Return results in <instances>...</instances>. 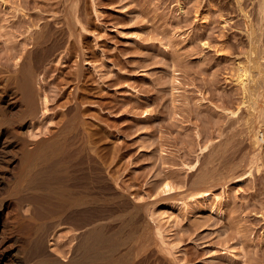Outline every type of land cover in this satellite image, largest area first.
Wrapping results in <instances>:
<instances>
[{
	"label": "rangeland",
	"instance_id": "obj_1",
	"mask_svg": "<svg viewBox=\"0 0 264 264\" xmlns=\"http://www.w3.org/2000/svg\"><path fill=\"white\" fill-rule=\"evenodd\" d=\"M240 1L243 11L236 0H0V90L8 95L34 32L49 22L39 112L15 129L76 145V129L89 130L90 196L109 208L101 216L108 233L129 235L108 264H264V88L249 97L240 83L254 56L249 0ZM232 133L234 142L224 141ZM213 151L223 153L218 172L248 174L193 201L198 168ZM14 154L0 165V203L22 194ZM10 209L0 252L20 260L25 237ZM77 241L70 224L50 234L57 264H72Z\"/></svg>",
	"mask_w": 264,
	"mask_h": 264
},
{
	"label": "bare ground",
	"instance_id": "obj_2",
	"mask_svg": "<svg viewBox=\"0 0 264 264\" xmlns=\"http://www.w3.org/2000/svg\"><path fill=\"white\" fill-rule=\"evenodd\" d=\"M236 2L240 11H243L241 1ZM249 5L250 9L245 17L250 53L254 56L251 58L248 72L241 73L239 79L242 89L250 97L255 95L258 89L264 88V0H249ZM48 24V21L43 22L34 32L35 51L28 53L20 73L15 77L11 94L8 95L4 89L0 90V165L16 159L14 152L18 151L20 169L16 173L14 190L22 193L14 202L0 203V232L5 227L2 220L7 218L5 211L12 208L14 211L11 213V225L14 223L15 230L25 237L20 246V260L23 258L24 261L19 260L18 254L3 255L6 248L3 247L0 263L9 261L10 264H57L55 260L58 257L48 246L49 236L60 224H70L77 231L78 237L71 258L72 264H108L129 235L121 237L116 233H108L106 226L101 223V216L106 214L109 208L95 206V201L90 196L91 184L94 177H97L92 176V168H97V165L94 166V160V164L91 160L89 130L83 124L80 129H76L74 137L80 142L76 145L69 144L66 138L50 139L45 134L39 139L30 140L18 135L15 129L17 120L33 119L39 112L42 98L38 77L43 63L53 49L42 48ZM245 102L246 100L243 104ZM78 107L79 103L76 102L74 108ZM227 136L224 141H233L236 134L232 133L228 138ZM233 147L234 143L230 145V149ZM221 154L223 153L213 151L208 166L204 167L202 164L198 168L195 186L189 194L191 200L209 198L211 188L221 180H234V183L238 184L248 174L218 172L213 163ZM98 177L95 184L104 182V176ZM102 185L103 189L107 190L106 185L102 183L101 187ZM24 208L29 210L28 214L22 212ZM3 237H0V248L7 241Z\"/></svg>",
	"mask_w": 264,
	"mask_h": 264
}]
</instances>
